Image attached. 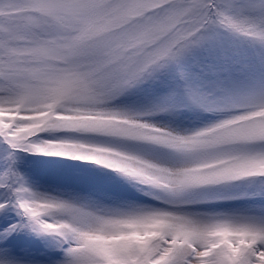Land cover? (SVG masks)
<instances>
[{
	"label": "snow or ice",
	"instance_id": "obj_1",
	"mask_svg": "<svg viewBox=\"0 0 264 264\" xmlns=\"http://www.w3.org/2000/svg\"><path fill=\"white\" fill-rule=\"evenodd\" d=\"M218 28L264 45V0H0V213L54 237L59 264H264V93L199 130L116 101ZM82 161L148 202L33 191L19 154ZM0 264H17L14 259Z\"/></svg>",
	"mask_w": 264,
	"mask_h": 264
},
{
	"label": "rangeland",
	"instance_id": "obj_2",
	"mask_svg": "<svg viewBox=\"0 0 264 264\" xmlns=\"http://www.w3.org/2000/svg\"><path fill=\"white\" fill-rule=\"evenodd\" d=\"M220 2V0H218ZM236 4H259L261 0H233ZM222 89L228 90L231 107L246 104L264 93V45L234 36L218 28L209 29L201 42L175 61L154 70L140 84L116 101L126 110L157 111L152 122L178 131L199 130L219 115L205 111L198 101L225 103ZM4 150L0 146V153ZM18 171L37 192L60 195L65 189L82 188L113 192L148 202V197L130 188L115 174L98 166L59 157L19 154ZM22 222L15 212L0 213V236ZM63 248L48 235L28 229L12 232L0 239V261L14 259L17 264H59Z\"/></svg>",
	"mask_w": 264,
	"mask_h": 264
}]
</instances>
